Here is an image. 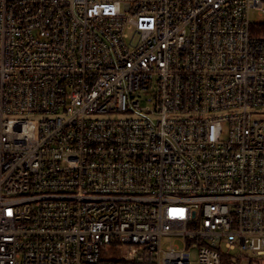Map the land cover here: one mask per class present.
Instances as JSON below:
<instances>
[{"label": "built area", "instance_id": "obj_1", "mask_svg": "<svg viewBox=\"0 0 264 264\" xmlns=\"http://www.w3.org/2000/svg\"><path fill=\"white\" fill-rule=\"evenodd\" d=\"M192 253L264 264V0H0V264Z\"/></svg>", "mask_w": 264, "mask_h": 264}, {"label": "rangeland", "instance_id": "obj_2", "mask_svg": "<svg viewBox=\"0 0 264 264\" xmlns=\"http://www.w3.org/2000/svg\"><path fill=\"white\" fill-rule=\"evenodd\" d=\"M251 19L253 21L260 20V18H258L255 13L251 14ZM22 118L29 119L33 122H38L41 119V116H24ZM177 243H178V241L173 239V238H165L162 240L161 247L166 248V247H169L170 245H174ZM101 254L102 255L104 254V256H108V248L106 249V251H101ZM191 260H192V263L194 264V262H195V254L194 253H192V255H191Z\"/></svg>", "mask_w": 264, "mask_h": 264}]
</instances>
